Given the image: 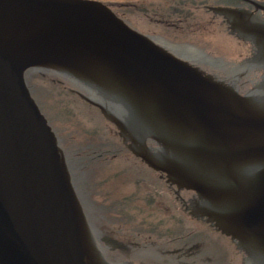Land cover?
<instances>
[{"label":"water","instance_id":"1","mask_svg":"<svg viewBox=\"0 0 264 264\" xmlns=\"http://www.w3.org/2000/svg\"><path fill=\"white\" fill-rule=\"evenodd\" d=\"M213 11L264 66V20L246 10ZM216 36L212 61L157 45L99 2L0 0V264H109L27 85L31 70H44L38 73L65 92L75 88L71 81L87 91L78 94L116 127L125 149L194 192L195 213L231 238L232 248L214 244L202 228L196 255L184 264H240L235 250L248 264H264V80L242 96L189 64L243 58L225 29ZM151 242L139 244L144 250Z\"/></svg>","mask_w":264,"mask_h":264},{"label":"flooded vegetation","instance_id":"2","mask_svg":"<svg viewBox=\"0 0 264 264\" xmlns=\"http://www.w3.org/2000/svg\"><path fill=\"white\" fill-rule=\"evenodd\" d=\"M89 1H96L105 5L132 30L151 40H162L179 50H193L212 61L215 55L213 42L216 36V28L221 27L225 29L230 39L238 42L245 51V55L237 62L234 61V63L223 62L222 64H217V66L211 63L199 65V67L206 73L223 80L228 85H232L241 94L251 92L255 86L264 79V66L256 60L255 48L250 42L242 40L237 36L230 35L229 26L224 17L216 15L213 11L214 8L246 10L257 15L261 20H264V12L257 10V6L264 5V0ZM172 54L185 60L181 55L175 52ZM216 60L219 61V59ZM34 72L41 73V71L38 70H34ZM75 88L78 91L70 89L73 96L82 100L81 96L78 94L79 92L88 95L87 91L82 88ZM84 103L87 104L86 102ZM111 126L115 129L113 125ZM54 131L66 156L72 183L82 205L92 235L107 263L165 264L161 256L163 255L165 257H171L174 263L177 259H181L182 264H184L183 262L190 261V258L196 255L199 248L198 238L202 232V228L206 231L205 233L207 235H211V242L220 244L223 247L228 246L232 248L233 242L231 239L217 232L205 219H202L195 213L197 206L201 203L195 193L179 189L170 184L165 175L154 172L138 160L141 162L144 169L146 168L148 171L158 175L160 184H163L167 193L173 196L172 208L168 205L167 201L163 200V197H161L162 200H159L157 203L146 201L144 203L145 208L152 212L140 209L145 212L143 216L144 219H156L155 215L157 213L170 217L172 216V212H174V216L170 220H173L175 224L178 223L179 225L177 227H181V230L185 233L183 237L175 236L171 239H166L165 224L156 223L155 226L159 242L157 240L151 242L150 246H144V250H142L141 245L137 242L135 221L127 214L129 213V210L126 209L130 201L129 198H124L120 201L123 204V208L118 203L111 204L110 197L112 196L115 198L116 193L117 195L120 193L118 191L119 189L111 188V193L103 192L101 184L97 181L98 178H95L96 182L92 184L97 183L98 188H95L94 192L91 191L86 195L97 205L98 210L90 213L79 197L73 176L74 172L70 163V155H72V159H74L76 164H81L83 162L87 167L95 166L93 169L108 167L107 164L113 162L114 158L120 157L122 151L117 149L116 144L114 145V143L104 138L97 139L98 143L96 144L92 140L83 141L78 136H82V134H72V136L68 134L63 140L62 138L60 139L55 129ZM107 138L115 141L117 139L119 140L120 136L116 130V135H114V137ZM100 163L103 166L99 165ZM118 176V174H115V179ZM112 184H114V182L110 183V185ZM95 191L97 192L96 198L94 197ZM94 200L96 201L94 202ZM150 207L153 208L149 209ZM140 210L138 211L140 212ZM185 223L188 225H185ZM175 228V225H172L167 231ZM184 240L187 241L184 242ZM192 243L196 245L192 248H188L189 244ZM177 244H182L183 246ZM235 252V254L239 256L240 264H248V257L244 253L237 250H235ZM176 264H179V262Z\"/></svg>","mask_w":264,"mask_h":264},{"label":"rangeland","instance_id":"3","mask_svg":"<svg viewBox=\"0 0 264 264\" xmlns=\"http://www.w3.org/2000/svg\"><path fill=\"white\" fill-rule=\"evenodd\" d=\"M216 38L217 36H215L214 41ZM213 46L214 49L218 47L217 45ZM27 82L33 96L60 139L64 140L68 134L70 136L72 134H82V136H78L83 141L92 140L97 144V139L104 138L114 143V145L116 144L117 149L122 151L120 157L114 158L113 162L107 164L108 167H101L99 169H93L95 166L87 167L83 162L76 164L74 159H72V155H70V163L74 175H77L75 178L76 189L83 204L86 205L89 211L98 210L97 205L86 195L91 191L94 192L95 188H98L97 183L92 184L96 182L95 178H98L97 181L101 184L103 192L111 193V188L119 189L120 193L118 195L116 193L115 198L110 197L111 204L118 203L123 208V204L120 201L124 198H129L130 201L126 207L129 210L127 214L135 221V233L140 234L139 243L153 238H155V241H158L156 223L165 224L166 239H171L175 236L183 237L185 235L184 231L181 230L182 228L177 227L179 224H175L173 220H170L174 216V212H172V216L170 217H167L168 215L166 216L163 213V215L157 213L155 215L156 219H144L145 212L141 210L150 211L145 208L144 203L146 201L157 203L163 197V200L167 201L168 205L172 208L173 196L167 193L163 184H160L157 174L148 171L146 168L144 169L141 162L125 149V145L121 139H119L120 141L118 139L114 141L107 138L114 137L116 130L103 119L97 109L85 104L72 94L53 86L52 79L42 76L38 72H29L27 74ZM99 165L103 166L101 163ZM115 174H118L120 177L118 176L115 179ZM111 182H114V184L110 185ZM94 197H97L96 191ZM151 208L153 207L149 209ZM172 225H175L177 229L167 231ZM185 225L188 224L185 223ZM186 241L184 240V242ZM177 245L183 246L182 244Z\"/></svg>","mask_w":264,"mask_h":264},{"label":"bare ground","instance_id":"4","mask_svg":"<svg viewBox=\"0 0 264 264\" xmlns=\"http://www.w3.org/2000/svg\"><path fill=\"white\" fill-rule=\"evenodd\" d=\"M128 28H130L129 26H128ZM131 29V28H130ZM152 41H154V40H152ZM157 45H166V46H170L169 44H167L166 42H164V41H162V40H156V41H154ZM191 51H193V50H189V49H186V52H191ZM81 100V99H80ZM82 101V100H81ZM82 102H86V101H82Z\"/></svg>","mask_w":264,"mask_h":264}]
</instances>
